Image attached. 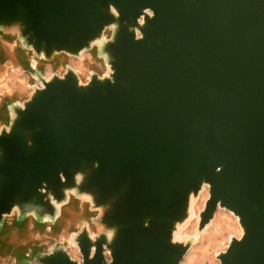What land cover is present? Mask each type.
Segmentation results:
<instances>
[{
    "label": "water",
    "instance_id": "obj_1",
    "mask_svg": "<svg viewBox=\"0 0 264 264\" xmlns=\"http://www.w3.org/2000/svg\"><path fill=\"white\" fill-rule=\"evenodd\" d=\"M110 25L106 76L69 70L5 105L0 228L57 218L76 190L112 236L83 229L80 263L57 249L40 264H179L173 233L207 184L199 228L218 207L242 227L220 264H264V0H0L2 32L43 59Z\"/></svg>",
    "mask_w": 264,
    "mask_h": 264
},
{
    "label": "rangeland",
    "instance_id": "obj_2",
    "mask_svg": "<svg viewBox=\"0 0 264 264\" xmlns=\"http://www.w3.org/2000/svg\"><path fill=\"white\" fill-rule=\"evenodd\" d=\"M7 30L14 31L8 35L4 33ZM113 30L114 25L108 26L100 39L76 55L54 52L43 59L23 46L16 27L5 28L4 32L0 29V126L6 127L9 121L4 114L5 105L14 107L22 104L36 87L42 86L43 80L63 76L69 70L77 74L81 83L89 81L92 75L106 76L110 72L108 57L103 51L99 54L97 48H102L103 42L111 38ZM22 52L29 65L23 63ZM69 193L72 205L57 207V218L53 215V219H38L34 213L18 217L16 211L4 218L0 228V264H19L25 260L30 264H40V256L57 249H64L80 263L82 257L76 243L79 232L87 229L91 237L98 234H106L108 238L112 236V230L100 221L103 208L95 207L88 195L76 190ZM208 196V185L203 184L192 196L189 215L175 228L173 239L188 244L179 264H220L217 255L227 248L231 238L242 235L237 216L221 207L199 228L200 212ZM105 256L109 260L108 251Z\"/></svg>",
    "mask_w": 264,
    "mask_h": 264
},
{
    "label": "crops",
    "instance_id": "obj_3",
    "mask_svg": "<svg viewBox=\"0 0 264 264\" xmlns=\"http://www.w3.org/2000/svg\"><path fill=\"white\" fill-rule=\"evenodd\" d=\"M9 35V34H8ZM11 35V34H10ZM22 54V61H23V63L25 64V65H29V60H28V58L26 57V55H24V52H22L21 53ZM1 115V114H0ZM1 118V117H0ZM71 205H72V203H71ZM70 205V206H71ZM76 205V204H75ZM75 205H73L72 206V208H75ZM66 206H69V204L68 205H66Z\"/></svg>",
    "mask_w": 264,
    "mask_h": 264
}]
</instances>
